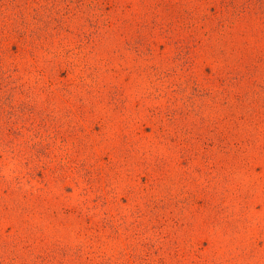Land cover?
I'll return each instance as SVG.
<instances>
[{
    "label": "rangeland",
    "instance_id": "1",
    "mask_svg": "<svg viewBox=\"0 0 264 264\" xmlns=\"http://www.w3.org/2000/svg\"><path fill=\"white\" fill-rule=\"evenodd\" d=\"M0 264H264V0H0Z\"/></svg>",
    "mask_w": 264,
    "mask_h": 264
}]
</instances>
